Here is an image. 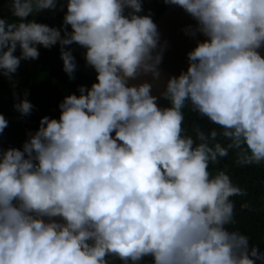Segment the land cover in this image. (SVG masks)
<instances>
[{
	"label": "clouds",
	"instance_id": "clouds-1",
	"mask_svg": "<svg viewBox=\"0 0 264 264\" xmlns=\"http://www.w3.org/2000/svg\"><path fill=\"white\" fill-rule=\"evenodd\" d=\"M164 3L196 22L185 35L204 39L168 78L161 107L152 83H130L158 81L167 46L143 0H10L17 20L0 16V77L14 82L38 46L59 45L74 80L76 44L96 79L22 148L0 146V264H264V250L229 227L243 190L209 171L230 149L241 165L264 163V0ZM58 4L59 28L29 19ZM27 95L14 104L22 116L34 109ZM188 105L221 131L184 135ZM7 127L0 113V135Z\"/></svg>",
	"mask_w": 264,
	"mask_h": 264
},
{
	"label": "trees",
	"instance_id": "trees-1",
	"mask_svg": "<svg viewBox=\"0 0 264 264\" xmlns=\"http://www.w3.org/2000/svg\"><path fill=\"white\" fill-rule=\"evenodd\" d=\"M169 7L164 3V0H143V12L140 14L150 13L156 23ZM10 8V0H0V16L8 19L9 22H14L17 18L12 15ZM65 11L57 8V10L46 12L43 15L36 14L29 19L59 28L62 25ZM68 47L71 48L77 62L74 80H70L63 71L59 45L53 46L51 49L38 46L39 58L21 61L17 73L14 75V82H10L6 77H0V113L8 121V127L0 135V146L4 149L22 148L28 138L27 134L38 129L39 121L43 116L59 119L58 105L66 95L72 93L79 95L78 86L90 87L95 82L96 73L91 67L86 66L84 60L85 50L76 44ZM16 55H19V49H17ZM25 92L28 94L27 99L34 105L32 113L28 116H22L14 108V104L24 98ZM165 106H168V101L163 100L161 107ZM183 111L185 117L184 135L192 136L195 140L201 130L205 133L212 128H216L218 132L221 131L207 118H202L191 111L190 105L186 106ZM217 141L224 146L229 143L219 135ZM236 152L237 150L230 149L227 157L219 158L216 164L210 165L209 171L212 176L224 171L229 175L232 183L243 190L244 195L230 198L235 203V223L229 227L247 235L253 245H258L264 250V163L241 165L237 163ZM111 264H121V262L118 259H112ZM142 264H150V262L145 260Z\"/></svg>",
	"mask_w": 264,
	"mask_h": 264
},
{
	"label": "water",
	"instance_id": "water-1",
	"mask_svg": "<svg viewBox=\"0 0 264 264\" xmlns=\"http://www.w3.org/2000/svg\"><path fill=\"white\" fill-rule=\"evenodd\" d=\"M195 21L180 7L170 6L162 17L157 20L156 25L160 32V43L167 42L163 53V59L159 65L160 79L153 81L151 75L141 76L130 83L149 82L153 84L152 94L158 97V104L161 106L164 98L161 93L164 91L166 82L170 76H178L188 67L187 53L191 51L197 43V40H203L204 37L197 34L195 38L185 35L183 29ZM114 135V134H113Z\"/></svg>",
	"mask_w": 264,
	"mask_h": 264
},
{
	"label": "built area",
	"instance_id": "built-area-1",
	"mask_svg": "<svg viewBox=\"0 0 264 264\" xmlns=\"http://www.w3.org/2000/svg\"><path fill=\"white\" fill-rule=\"evenodd\" d=\"M57 8H60V5L59 4H58ZM64 10H66V8ZM46 11H48V10H44V11L40 12V14H43Z\"/></svg>",
	"mask_w": 264,
	"mask_h": 264
},
{
	"label": "rangeland",
	"instance_id": "rangeland-1",
	"mask_svg": "<svg viewBox=\"0 0 264 264\" xmlns=\"http://www.w3.org/2000/svg\"><path fill=\"white\" fill-rule=\"evenodd\" d=\"M18 82V81H17Z\"/></svg>",
	"mask_w": 264,
	"mask_h": 264
}]
</instances>
